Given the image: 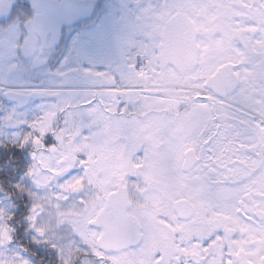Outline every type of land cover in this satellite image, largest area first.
<instances>
[{
  "label": "snow or ice",
  "instance_id": "6c2138e0",
  "mask_svg": "<svg viewBox=\"0 0 264 264\" xmlns=\"http://www.w3.org/2000/svg\"><path fill=\"white\" fill-rule=\"evenodd\" d=\"M32 7L0 0V264H264V0H120L114 67L77 38L34 83Z\"/></svg>",
  "mask_w": 264,
  "mask_h": 264
},
{
  "label": "flooded vegetation",
  "instance_id": "af4514ba",
  "mask_svg": "<svg viewBox=\"0 0 264 264\" xmlns=\"http://www.w3.org/2000/svg\"><path fill=\"white\" fill-rule=\"evenodd\" d=\"M60 2L62 0H59ZM98 6L94 16L87 20L84 19L71 27L62 28L60 33H56V42L47 53V58L43 64L32 65L28 57L21 56L20 61L24 65V70L20 73V79L28 82H38L40 80L51 78L52 73L61 66L65 57L70 56V46L73 39L79 40L80 55L72 53L70 67H91L95 71H107L114 67L120 55V33L109 30L104 35H100L103 29L97 28L98 16H96ZM36 9L32 7V0H27L26 10H21L14 19L17 22L18 29L27 31L24 20L34 15ZM55 33V30H54ZM53 31L48 32L51 38ZM90 85L79 84L78 88L88 87ZM33 99L30 103H38Z\"/></svg>",
  "mask_w": 264,
  "mask_h": 264
},
{
  "label": "water",
  "instance_id": "95a60500",
  "mask_svg": "<svg viewBox=\"0 0 264 264\" xmlns=\"http://www.w3.org/2000/svg\"><path fill=\"white\" fill-rule=\"evenodd\" d=\"M47 7L43 9L44 22L51 26L56 33H60L62 28L71 27L84 19H91L94 15L98 2L96 0H89L92 7L86 11H77L71 16L67 14L66 5L72 0H41Z\"/></svg>",
  "mask_w": 264,
  "mask_h": 264
},
{
  "label": "rangeland",
  "instance_id": "374dc122",
  "mask_svg": "<svg viewBox=\"0 0 264 264\" xmlns=\"http://www.w3.org/2000/svg\"><path fill=\"white\" fill-rule=\"evenodd\" d=\"M97 1L99 6L96 16H99L96 27L103 29L98 33H100V35H104L109 30H113L114 32L120 33V35H122L123 21L121 20V13L119 10L120 0Z\"/></svg>",
  "mask_w": 264,
  "mask_h": 264
}]
</instances>
